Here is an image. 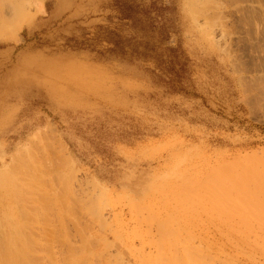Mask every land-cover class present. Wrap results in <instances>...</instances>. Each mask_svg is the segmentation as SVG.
<instances>
[{"label": "rangeland", "instance_id": "rangeland-1", "mask_svg": "<svg viewBox=\"0 0 264 264\" xmlns=\"http://www.w3.org/2000/svg\"><path fill=\"white\" fill-rule=\"evenodd\" d=\"M12 1L0 242L35 264H264V0Z\"/></svg>", "mask_w": 264, "mask_h": 264}, {"label": "bare ground", "instance_id": "bare-ground-1", "mask_svg": "<svg viewBox=\"0 0 264 264\" xmlns=\"http://www.w3.org/2000/svg\"><path fill=\"white\" fill-rule=\"evenodd\" d=\"M8 1H10V0H8ZM24 1V0H23ZM27 1H30V0H27ZM195 1H197V0H191L190 2H193V5L192 6H194V4H195ZM223 1V0H222ZM1 2H4V1H1ZM0 2V3H1ZM13 2V8H11L10 10L12 11V9H14V11L16 12V16H17V14H19V12H24V10L23 9H21V8H23V7H25L24 5H23V3L21 4V2H22V0H14V1H12ZM32 2V1H31ZM37 2V1H36ZM24 3H26V2H24ZM199 3V2H198ZM197 3V4H198ZM9 4V3H8ZM8 4H5V7H7L8 8ZM11 5H12V3H10ZM206 4V3H205ZM7 5V6H6ZM11 5H9V6H11ZM190 5V4H189ZM22 6V7H21ZM41 7V6H40ZM190 8H189V10L190 9H192L191 8V5L189 6ZM202 6H200V8H201ZM206 7V6H205ZM2 10H3V3H2ZM10 8V7H9ZM8 8V9H9ZM27 8V7H26ZM26 8H24V9H26ZM42 8V7H41ZM194 8V12L195 11H197L196 10V8L197 7H193ZM21 10H23V11H21ZM42 10V9H41ZM4 11V10H3ZM3 11H1L2 13H3ZM192 12H193V9L191 10ZM199 12H201L200 10H198ZM0 12V13H1ZM7 12H8V10H7ZM199 12H195V13H199ZM10 14H11V12H9ZM21 13V14H22ZM206 13V12H205ZM203 14V13H202ZM14 15V14H13ZM205 16V15H204ZM15 17V16H14ZM19 17V16H18ZM2 18V17H1ZM5 18V17H4ZM20 18V17H19ZM205 18H206V16H205ZM9 19V18H8ZM21 19V18H20ZM5 20V19H4ZM3 20V21H4ZM11 20V19H10ZM209 20V19H208ZM7 21V20H6ZM6 21H4L5 23H6ZM9 21V20H8ZM12 21H14V20H12ZM13 23V25L15 26L16 24H14V23H16V22H12ZM8 24H9V22H8ZM11 24V23H10ZM12 25V24H11ZM12 25V26H13ZM18 25V24H17ZM19 26V25H18ZM1 28V27H0ZM5 28V27H4ZM9 27H7V29H8ZM6 31V30H5ZM2 32V31H1ZM49 137V136H48ZM44 143V142H43ZM33 147V146H32ZM27 156V155H26ZM34 156V155H33ZM26 158V157H25ZM30 165V164H29ZM56 167V166H55ZM39 169V168H38ZM37 169V170H38ZM41 171V170H40ZM39 171V172H40ZM42 172V171H41ZM28 173V172H27ZM50 173V172H49ZM21 174V173H20ZM29 176V175H28ZM34 177H35V175H34ZM48 182V181H47ZM64 182V181H63ZM49 185V184H48ZM65 187V186H64ZM67 187V186H66ZM51 189V188H50ZM61 190V189H60ZM41 191V190H40ZM47 191V190H46ZM34 192V191H33ZM18 194V193H17ZM41 194V193H40ZM44 195V194H43ZM63 195V194H62ZM45 196V195H44ZM48 196V195H47ZM49 196H51V195H49ZM50 199V198H49ZM48 199V200H49ZM46 200V199H45ZM63 201V200H62ZM93 202V201H92ZM53 204V203H52ZM93 204V203H92ZM94 206H96V205H94ZM93 206V207H94ZM45 207V206H44ZM92 207V206H91ZM64 208V207H63ZM68 208V207H67ZM73 208H74V206H73ZM24 209V208H23ZM96 209V207H94L92 210L94 211ZM44 210H46L45 208H44ZM97 210V209H96ZM93 214V213H92ZM97 216V215H96ZM96 218V217H95ZM100 219H101V216H100ZM85 226V225H84ZM88 228V227H87ZM90 228V227H89ZM70 231V230H69ZM88 235V234H87ZM50 236V235H49ZM64 236V235H63ZM65 237H67V236H64L63 237V239H65ZM85 237V236H84ZM62 239V238H61ZM88 239V238H87ZM89 240V239H88ZM31 241V240H30ZM35 242V241H34ZM33 242V243H34ZM65 242V241H64ZM83 242H85V241H83ZM87 242V241H86ZM90 242V241H89ZM88 242V243H89ZM48 243V242H47ZM66 243V242H65ZM68 243V242H67ZM87 243V244H88ZM90 243H92V242H90ZM24 244H26V243H24ZM23 243H21L20 245H23V246H27V245H24ZM30 244H32V242L30 243ZM83 244V243H82ZM154 244V243H153ZM11 245V244H10ZM36 245V244H35ZM35 245H31L30 247H32V246H35ZM38 245V244H37ZM42 245V244H41ZM44 245V244H43ZM89 245V244H88ZM40 246V245H39ZM68 246V245H67ZM70 246V245H69ZM71 246H72V244H71ZM75 246V245H74ZM81 246H83V247H86L85 246V244L84 245H81ZM90 246H92V245H90ZM90 246H87V248H88V250H91L92 248H90ZM37 247V246H36ZM42 247V246H41ZM79 247L80 246H78V249H79ZM93 247V246H92ZM20 248V247H19ZM27 248V247H26ZM28 248H29V245H28ZM16 247H14V246H8L6 243L4 244V243H2V242H0V264H4V262H6V261H10L9 263H14V264H35L34 262H33V260H31V257H32V255H31V257L29 256V258H28V254H27V257H24V256H26L25 255V251H24V254H23V252L21 251L23 248L21 247L20 249H16ZM30 249H32V248H30ZM69 249V248H68ZM75 249V248H74ZM76 249H77V247H76ZM24 250V249H23ZM26 250V249H25ZM33 250V249H32ZM44 250V249H43ZM70 250V249H69ZM88 250H87V252H88ZM12 251V253H13V255H12V257H9L8 255H10V253L9 252H11ZM29 251V250H28ZM31 251V250H30ZM34 251H35V248H34ZM32 252V251H31ZM44 252V251H43ZM77 252V251H76ZM8 253V255L7 256H5L6 254ZM79 253V252H78ZM66 254H68V251L66 252ZM34 256V255H33ZM70 256V255H69ZM36 257V256H35ZM56 257V256H55ZM59 257V256H58ZM67 258H68V256H67ZM33 259H36V260H38L37 258H33ZM57 259V258H56ZM88 260L89 259H87L86 258V255H83V256H77V257H75V258H72L71 256H70V260H69V264H89L90 262H88ZM53 261V260H52ZM66 261V260H65ZM52 263V262H51ZM8 264V263H7ZM91 264V263H90Z\"/></svg>", "mask_w": 264, "mask_h": 264}]
</instances>
